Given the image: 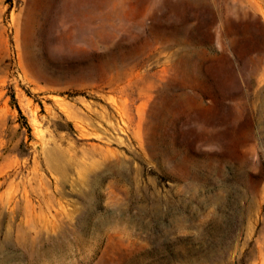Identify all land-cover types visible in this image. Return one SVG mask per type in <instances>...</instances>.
<instances>
[{
    "label": "rangeland",
    "instance_id": "obj_1",
    "mask_svg": "<svg viewBox=\"0 0 264 264\" xmlns=\"http://www.w3.org/2000/svg\"><path fill=\"white\" fill-rule=\"evenodd\" d=\"M0 264H264V0H0Z\"/></svg>",
    "mask_w": 264,
    "mask_h": 264
}]
</instances>
